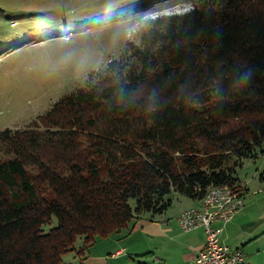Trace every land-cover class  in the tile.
<instances>
[{"label": "trees", "instance_id": "1", "mask_svg": "<svg viewBox=\"0 0 264 264\" xmlns=\"http://www.w3.org/2000/svg\"><path fill=\"white\" fill-rule=\"evenodd\" d=\"M144 24L140 44L31 125L0 130V264H70L67 253L81 259L96 239L162 214L171 191L200 199L239 185L236 167L264 154V0Z\"/></svg>", "mask_w": 264, "mask_h": 264}, {"label": "rangeland", "instance_id": "2", "mask_svg": "<svg viewBox=\"0 0 264 264\" xmlns=\"http://www.w3.org/2000/svg\"><path fill=\"white\" fill-rule=\"evenodd\" d=\"M141 1L0 0V130L31 125L61 95L85 85L90 72L102 71L126 43L140 44L146 19L182 14L196 4L215 7L220 0H154L129 16L94 23ZM236 176L250 193L264 190V154L243 159ZM169 197L175 204L185 198L175 191Z\"/></svg>", "mask_w": 264, "mask_h": 264}, {"label": "crops", "instance_id": "3", "mask_svg": "<svg viewBox=\"0 0 264 264\" xmlns=\"http://www.w3.org/2000/svg\"><path fill=\"white\" fill-rule=\"evenodd\" d=\"M245 187L242 206L232 219L214 221L211 226L219 230L221 243L243 252L241 264H264V190L250 193L246 184ZM184 199L188 197L180 198L177 204L172 200L160 215L141 216L130 222L127 230L96 239L81 259L69 254L65 261L70 264H184L193 261L204 244L205 232L202 227L182 231L178 216L186 208L201 207L202 203L200 199Z\"/></svg>", "mask_w": 264, "mask_h": 264}, {"label": "built area", "instance_id": "4", "mask_svg": "<svg viewBox=\"0 0 264 264\" xmlns=\"http://www.w3.org/2000/svg\"><path fill=\"white\" fill-rule=\"evenodd\" d=\"M245 184L235 187L227 184L208 186L200 198L201 207H189L178 216L182 231L187 232L202 227L205 240L193 261L184 264H241L243 252L238 248H230L218 239V229L211 226L212 222H226L242 206L245 197ZM244 193V194H243Z\"/></svg>", "mask_w": 264, "mask_h": 264}, {"label": "clouds", "instance_id": "5", "mask_svg": "<svg viewBox=\"0 0 264 264\" xmlns=\"http://www.w3.org/2000/svg\"><path fill=\"white\" fill-rule=\"evenodd\" d=\"M250 73H243L241 74L240 76V82H241V85H243L244 83H246L250 77Z\"/></svg>", "mask_w": 264, "mask_h": 264}]
</instances>
